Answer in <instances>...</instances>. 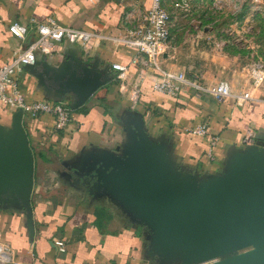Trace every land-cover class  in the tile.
<instances>
[{
  "label": "crops",
  "instance_id": "obj_1",
  "mask_svg": "<svg viewBox=\"0 0 264 264\" xmlns=\"http://www.w3.org/2000/svg\"><path fill=\"white\" fill-rule=\"evenodd\" d=\"M150 5L151 0H103L101 6L88 0H0V68L11 63L19 48L34 39L32 31L25 41L14 37L11 25L31 26L32 21L53 17L62 26L104 36L105 42L89 63L99 59L102 66H127L132 77L137 71L132 63L137 51L119 37L125 26L143 18ZM70 47L65 44L64 52L50 57L49 62L60 65ZM215 58L231 60L226 54ZM171 60L166 50V67H173ZM205 75L206 81L201 79L205 87L218 80L228 82L235 92L248 87L245 80L239 85L237 79L213 80L209 72ZM20 82L28 102L50 101L28 71L20 75ZM12 114L0 107V124L10 125ZM202 123L220 136L213 160L208 157L209 143L188 132ZM24 125L35 154L34 241L30 242L22 212L0 211L1 239L12 248L20 264H181L157 249L154 232L142 216L138 201L114 174L106 176L95 170L85 178L78 174L92 167L94 157L105 158L112 153L125 157L141 135L158 147L157 165L172 164L180 185L215 187L242 160L245 147L241 139L245 133L254 129L264 137V91L243 103L234 98L218 102L193 89L178 98L169 97L155 92L148 80L142 85L141 103L133 109L120 97L113 80L74 111V121L65 131L56 130L50 115L27 119ZM246 163L262 166L264 173V151ZM56 241L64 242L65 252L58 250Z\"/></svg>",
  "mask_w": 264,
  "mask_h": 264
},
{
  "label": "water",
  "instance_id": "obj_2",
  "mask_svg": "<svg viewBox=\"0 0 264 264\" xmlns=\"http://www.w3.org/2000/svg\"><path fill=\"white\" fill-rule=\"evenodd\" d=\"M65 54L58 66L39 57L25 70L37 79L46 99L68 101L77 111L111 83L114 74L112 66H102L99 59L85 63L74 46ZM257 139L256 145L245 147L242 160L215 187L180 185L172 164L157 165L158 147L141 135L125 157L114 153L94 157L92 167H85L87 172L79 176L85 178L92 170L114 174L138 201L157 249L167 259L181 264L218 258L222 260L216 264H264V173L262 166L246 163L264 151V137ZM103 168L107 171L102 172ZM34 185L35 154L23 112L17 111L10 125L0 124V211L25 215L31 243L35 237Z\"/></svg>",
  "mask_w": 264,
  "mask_h": 264
},
{
  "label": "built area",
  "instance_id": "obj_3",
  "mask_svg": "<svg viewBox=\"0 0 264 264\" xmlns=\"http://www.w3.org/2000/svg\"><path fill=\"white\" fill-rule=\"evenodd\" d=\"M88 1L95 6H101L103 3V0ZM243 1L252 5H260L264 2V0ZM183 3H187V0H178L173 5L179 8ZM171 19L172 14L166 8L164 0H151L150 8L143 18L133 25L124 27L119 40L137 51V56L132 62L137 71L131 77L129 67L112 65V70L115 72L113 80L118 86L120 97L129 102L131 108L137 109L141 103L142 85L150 80L155 92L169 97L178 98L186 90L193 89L198 93L213 96L218 102H225L232 97L237 103L250 100L252 97L249 95L232 96L228 82L217 83L209 89L202 85L200 78H190L185 71L173 72L163 66V56L170 47L172 39ZM9 30L14 37L23 41L26 40L29 31H32L34 39L26 47L19 48L11 63L0 68V107L12 113L22 111L24 124L27 119L34 121L50 115L55 119L56 130L65 131L74 121L71 104L68 101L28 102L21 88L20 75L25 67L33 64L37 58L49 59L54 55L62 54L65 44L76 47L80 58L85 63H89L94 53L102 47L105 37L99 33L62 26L53 17L41 22L32 21L31 26L15 23ZM262 68L263 65L255 70V79H259V83L263 77ZM188 132L209 143L208 157L213 160L220 136L214 134L206 123L199 124ZM258 136L257 131L249 129L242 137L241 144L244 147L254 146L258 143ZM55 245L60 252H65L64 242L56 241ZM0 264H20L12 248L2 241L1 235Z\"/></svg>",
  "mask_w": 264,
  "mask_h": 264
},
{
  "label": "rangeland",
  "instance_id": "obj_4",
  "mask_svg": "<svg viewBox=\"0 0 264 264\" xmlns=\"http://www.w3.org/2000/svg\"><path fill=\"white\" fill-rule=\"evenodd\" d=\"M177 1L164 0L172 14V39L167 51L171 53L173 67H166L164 61L163 66L205 81L206 72L213 80L233 78L239 85L244 84L240 80H245L248 87L237 92L231 87L232 96L253 97L264 91V2L252 5L243 0H187L175 8ZM222 54L231 60L215 58ZM262 65L259 83L255 70Z\"/></svg>",
  "mask_w": 264,
  "mask_h": 264
},
{
  "label": "trees",
  "instance_id": "obj_5",
  "mask_svg": "<svg viewBox=\"0 0 264 264\" xmlns=\"http://www.w3.org/2000/svg\"><path fill=\"white\" fill-rule=\"evenodd\" d=\"M32 147V146H31ZM33 149V148H32ZM34 151V150H33Z\"/></svg>",
  "mask_w": 264,
  "mask_h": 264
},
{
  "label": "flooded vegetation",
  "instance_id": "obj_6",
  "mask_svg": "<svg viewBox=\"0 0 264 264\" xmlns=\"http://www.w3.org/2000/svg\"><path fill=\"white\" fill-rule=\"evenodd\" d=\"M89 167V166H88Z\"/></svg>",
  "mask_w": 264,
  "mask_h": 264
}]
</instances>
